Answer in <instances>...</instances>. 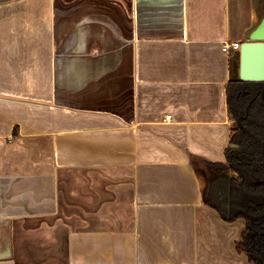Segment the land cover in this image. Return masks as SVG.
<instances>
[{
  "label": "crops",
  "instance_id": "obj_1",
  "mask_svg": "<svg viewBox=\"0 0 264 264\" xmlns=\"http://www.w3.org/2000/svg\"><path fill=\"white\" fill-rule=\"evenodd\" d=\"M263 19L264 0H0V264H254L238 215L259 197L211 165L236 126L223 45Z\"/></svg>",
  "mask_w": 264,
  "mask_h": 264
},
{
  "label": "trees",
  "instance_id": "obj_2",
  "mask_svg": "<svg viewBox=\"0 0 264 264\" xmlns=\"http://www.w3.org/2000/svg\"><path fill=\"white\" fill-rule=\"evenodd\" d=\"M229 111L236 121L232 129L231 144L227 150V163L212 164L216 178L231 182L232 198L243 193L259 200L241 205L238 216L247 219L243 239L237 250L245 252L251 262H264V81L245 82L231 79L228 88ZM238 147L233 148L231 145ZM233 172L236 177L229 174Z\"/></svg>",
  "mask_w": 264,
  "mask_h": 264
},
{
  "label": "water",
  "instance_id": "obj_3",
  "mask_svg": "<svg viewBox=\"0 0 264 264\" xmlns=\"http://www.w3.org/2000/svg\"><path fill=\"white\" fill-rule=\"evenodd\" d=\"M238 76L245 82L264 81V19L253 31L249 39L240 44L236 49Z\"/></svg>",
  "mask_w": 264,
  "mask_h": 264
},
{
  "label": "built area",
  "instance_id": "obj_4",
  "mask_svg": "<svg viewBox=\"0 0 264 264\" xmlns=\"http://www.w3.org/2000/svg\"><path fill=\"white\" fill-rule=\"evenodd\" d=\"M240 43L239 42H234V43H224L223 45V50L225 52H228L231 48L237 49L239 48ZM167 118L170 119L171 115H167Z\"/></svg>",
  "mask_w": 264,
  "mask_h": 264
},
{
  "label": "rangeland",
  "instance_id": "obj_5",
  "mask_svg": "<svg viewBox=\"0 0 264 264\" xmlns=\"http://www.w3.org/2000/svg\"><path fill=\"white\" fill-rule=\"evenodd\" d=\"M258 26H259V25H258ZM258 26H257V27H258ZM257 27H255V28H254V29L251 31V33H250V34H252V33H253V31H254V30L257 28Z\"/></svg>",
  "mask_w": 264,
  "mask_h": 264
},
{
  "label": "flooded vegetation",
  "instance_id": "obj_6",
  "mask_svg": "<svg viewBox=\"0 0 264 264\" xmlns=\"http://www.w3.org/2000/svg\"><path fill=\"white\" fill-rule=\"evenodd\" d=\"M262 264H264V262Z\"/></svg>",
  "mask_w": 264,
  "mask_h": 264
}]
</instances>
